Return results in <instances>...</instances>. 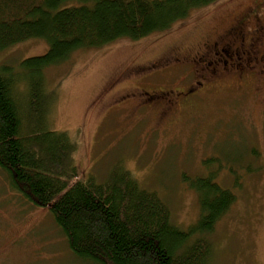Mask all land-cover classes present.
Here are the masks:
<instances>
[{
	"label": "rangeland",
	"instance_id": "374dc122",
	"mask_svg": "<svg viewBox=\"0 0 264 264\" xmlns=\"http://www.w3.org/2000/svg\"><path fill=\"white\" fill-rule=\"evenodd\" d=\"M240 18L248 20L246 29L231 28ZM256 23L263 26L264 43V0H218L167 31L80 50L46 73L54 102L47 121L75 141L68 165L79 175L102 181L125 166L142 188L162 195L183 228L199 216L197 193L189 185L197 176L217 174L216 181L236 193L231 209L206 235L213 245L209 264H264V72L255 68L242 79L235 74L198 87L197 95L187 92L189 101L179 97L170 108L163 107L170 105L168 91L171 97L172 90L203 78L193 67L152 63L194 53L228 29L235 30L228 36L234 39ZM48 48L44 39H27L0 50V63ZM143 89L156 95L127 99ZM75 255L49 209L26 201L0 169V264H90Z\"/></svg>",
	"mask_w": 264,
	"mask_h": 264
},
{
	"label": "trees",
	"instance_id": "16d2710c",
	"mask_svg": "<svg viewBox=\"0 0 264 264\" xmlns=\"http://www.w3.org/2000/svg\"><path fill=\"white\" fill-rule=\"evenodd\" d=\"M217 1L0 0V50L31 38L49 44L44 54L0 63V169L26 201L49 209L80 259L209 264L213 245L206 235L237 196L216 181L217 174L197 176L189 185L197 193L199 216L183 228L162 195L142 188L125 166L111 169L102 181L79 175L68 165L75 141L47 121L54 105L47 70L86 48L167 31Z\"/></svg>",
	"mask_w": 264,
	"mask_h": 264
},
{
	"label": "flooded vegetation",
	"instance_id": "af4514ba",
	"mask_svg": "<svg viewBox=\"0 0 264 264\" xmlns=\"http://www.w3.org/2000/svg\"><path fill=\"white\" fill-rule=\"evenodd\" d=\"M245 22H248V20L240 18L239 23H234V26L231 28H238L242 31L245 28ZM262 28L263 26H258L256 23V27L251 32H242L234 36V39H229L228 36L231 32L233 34L235 30L230 31L228 29L224 34L217 36L218 40L203 41L195 49L194 53L183 54L182 52H178L175 55L161 59L160 62L156 61L152 63V65L164 64V69L171 67L190 69L193 67L200 77L203 78V80H198L193 87L186 90H172L173 96L171 97L169 96L171 90L168 91L167 96V91L162 92L170 103V105L164 104L163 107L176 108L179 104L176 99L183 97V102H186L191 98L185 96V93H196L197 95L200 92V90L198 91V87L208 88L218 81L225 80L227 76L232 77L237 74V78L242 79L244 71L251 72L255 68L257 69L255 73L264 72V43L261 42ZM236 37L239 39V42L235 39ZM197 66H199L198 70L196 69ZM155 95V91L148 92L143 89L139 95H128L127 99L138 97L143 99L146 98L145 96L152 98Z\"/></svg>",
	"mask_w": 264,
	"mask_h": 264
}]
</instances>
